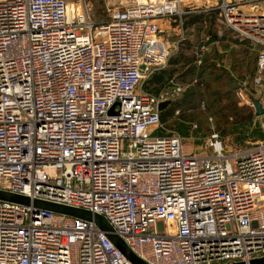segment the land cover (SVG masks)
<instances>
[{"label":"built area","instance_id":"1","mask_svg":"<svg viewBox=\"0 0 264 264\" xmlns=\"http://www.w3.org/2000/svg\"><path fill=\"white\" fill-rule=\"evenodd\" d=\"M261 2L218 5L225 25L261 48L257 88L264 9L244 8ZM181 4L135 0L96 24L83 0H0V192L32 203L0 200V264H133L94 221L34 201L104 217L147 264L264 258V138L229 154L213 133L190 152L159 111L184 87L143 88L185 39L181 27L171 45L158 24L182 20ZM249 94L246 83L236 89L242 106L253 107Z\"/></svg>","mask_w":264,"mask_h":264},{"label":"trees","instance_id":"2","mask_svg":"<svg viewBox=\"0 0 264 264\" xmlns=\"http://www.w3.org/2000/svg\"><path fill=\"white\" fill-rule=\"evenodd\" d=\"M187 12L182 17L186 39L181 43L179 51L171 56L167 67L156 71L148 78L144 84L145 90L152 94L165 88L171 90L174 85L170 81L176 82L175 77L190 79L193 82L197 80L192 88L178 95V97L181 96L178 101L175 100L176 97L171 100L161 112V121L168 128L176 130L184 138L189 139L194 133H199V131H194L196 124H201L202 120L206 122L211 118L214 119L215 129L221 136H231L236 145L244 149L249 148V145L264 138V132L258 124L254 110L238 102L235 88L239 84L238 80H242L239 78H243V75L252 78L251 84L245 82L248 89L250 90L253 86L258 53L254 67L253 54L250 53L254 50V45L250 41L240 37L226 25L236 38L231 39L227 34L221 35L222 33L217 28V20L221 21L220 12L217 9ZM174 25H178V22ZM193 31L199 34L204 33V36L195 37L198 41L200 40L199 48L203 45L208 48L200 53L203 60L200 66L193 52L196 46L193 43ZM225 43L228 45H224ZM233 45L240 49L232 55V64L227 65L225 58L232 52L230 54L227 52L228 54L225 55L221 52V48L228 50ZM209 47L212 50H209ZM235 74L238 78L234 76ZM242 85L244 82L238 86ZM201 104H205L204 110H200ZM184 106L189 108L186 111L182 110ZM179 108L182 110L181 114L176 116L175 113Z\"/></svg>","mask_w":264,"mask_h":264},{"label":"rangeland","instance_id":"3","mask_svg":"<svg viewBox=\"0 0 264 264\" xmlns=\"http://www.w3.org/2000/svg\"><path fill=\"white\" fill-rule=\"evenodd\" d=\"M236 1L240 2L241 0H236ZM134 2H135V0H83V3H85V5L88 7V10H89L90 16L92 18V21L94 23H96V24H102V23H105V22L109 21L111 12L114 9L126 8V7H128L130 5H132ZM220 4H222V0H184V2L181 4V7H182L183 11H186V12L187 11H189V12H197V11L202 10V9H204V10L217 9L220 12V14H219L220 17L219 18L221 19V21L217 20V28L222 33V34L221 33L220 34L222 36L224 34H227L228 36H230L231 39L232 38H236V36L225 26V23H224L223 18L221 16V10L218 9V5H220ZM257 4L260 6L261 9H264V2H261V3L249 4L248 6H246L244 8V10L253 11L254 6L257 5ZM170 20L169 19L159 20L158 24L160 25L161 29H163L165 31V33H164L165 40L168 41L172 45V44H174L175 42H177L179 40V38L177 40L178 31L176 33H173L174 32L173 30L167 31L168 30L166 28V26L168 27L167 22H173L172 23L173 26H174V24L176 22H178V25H179L180 29H181V27L183 28V24L181 26L182 20H180L179 18H176V20H172V19H170ZM183 31H184V29H183ZM184 34H185V31H184ZM193 34H194L193 35V39H194L193 43L196 44L193 52L196 54V57H197V55L200 54V52L202 51L200 49L204 48L203 47L204 45L199 48L198 45L200 44L199 43L200 40L198 41L197 37H195V36H199L200 35V37H201V36H204V33L199 34V33L193 31ZM185 39H186V35H185ZM193 39H191V40H193ZM224 45H228V44L225 43ZM222 46H223V44H222ZM253 47H254V50L250 51V53H251V55L253 54L252 58H253L254 61L251 58L250 59L252 60L253 65L255 67L254 62H256L257 53L261 50V48H260V46H256L255 44H254ZM205 48H207V47H205ZM239 49H240V47L237 48L234 45L232 47H230L228 50H226L223 47L221 48V52L223 54H225V55L228 54L227 52H229V54L232 52L230 54V56L227 55V57L225 58V62H226L227 65L232 64V55L234 53H236V51H238ZM207 50H208V48H207ZM209 50H212V48L209 47ZM210 53H211V51H210ZM219 54H220V52H219ZM221 56H223V55H221ZM201 61H203L202 60V56H201ZM197 64H198V62H197ZM234 76L236 78H238V75L235 74ZM239 79H242V80H238L239 84L242 83V82H244V83L247 82V84H251V79L252 78H250V76H248V75H243V78H239ZM147 80L148 79H146V81ZM175 80H176V84L177 85L180 84V85H182L184 87V91L185 90H189L190 88H192L193 85H195L197 83V80H195L193 82L190 79H182V78H177V77H175ZM238 85H237V87H239ZM237 87L235 88V92H236ZM143 88H144V91H146L145 90V85H144ZM250 88L251 89L249 90V92H250L249 96H250V99L252 101H254V102L255 101H260V102L264 101V84L260 88L259 87L257 88V87H254V86H251ZM163 90L161 89L160 92H162ZM166 90H168V89H166ZM160 92L153 93V94H157L158 95V94H160ZM180 98H181V96H179V97L176 96L175 100L178 101ZM238 102H239V100H238ZM203 105L205 107V104H203ZM203 105L201 104V109L199 108L200 110H204L205 109L203 107ZM254 107L255 106L253 105V107H250V108H252L254 110V112H256V109ZM188 108H189L188 106H184L182 110L186 111ZM182 110H180V108L177 109L175 115L179 116L181 114ZM194 131H199V133H194L192 135V137L189 138V139L184 138L183 136L182 137L184 138L186 149L189 150L190 152L195 153V154L202 153L205 150L204 148L206 146V142L211 137V135L213 133H218L220 135V133L217 132L216 129H215V121H214V119H211V118L208 121H206V122L205 121L203 122V120H202L201 124H196L194 126ZM220 137L222 138V140L224 142V145L226 147V150L228 151L229 154H233V153H235L238 150L244 149L242 146L240 147V146L236 145L232 141L231 136L229 137V136H221L220 135ZM254 144L255 143H253V145ZM251 146L252 145H249V148Z\"/></svg>","mask_w":264,"mask_h":264},{"label":"water","instance_id":"4","mask_svg":"<svg viewBox=\"0 0 264 264\" xmlns=\"http://www.w3.org/2000/svg\"><path fill=\"white\" fill-rule=\"evenodd\" d=\"M143 70L146 69L145 66L142 67ZM170 104V101L168 102H163L159 106V111H163L168 105ZM255 116L259 117L264 114V108L261 104L260 101H255ZM0 200L2 201H7V202H12V203H17V204H22L26 206L32 205L31 201L29 198L19 196V195H13L9 193H4L0 192ZM33 206L37 209H43L47 211H52L54 213L58 214H63L67 215L70 217L86 220V221H94L96 225L102 230L105 231L108 235V237L111 239V241L115 244V246L122 252V254L126 257L127 260L132 262L133 264H147L143 260H141L139 257H137L128 247L127 245L123 242V240L115 235L113 233V229L108 223V221L99 215H93L92 213L88 211H83V210H77V209H72L69 207L61 206V205H56L53 203H47V202H40V201H34ZM256 225V223H255ZM236 264H246L244 262L236 263ZM249 264H264V258L262 259H256L252 260Z\"/></svg>","mask_w":264,"mask_h":264},{"label":"crops","instance_id":"5","mask_svg":"<svg viewBox=\"0 0 264 264\" xmlns=\"http://www.w3.org/2000/svg\"><path fill=\"white\" fill-rule=\"evenodd\" d=\"M182 1L184 2V0H182ZM172 23L173 22H167V25H168V27L166 26V28L168 29L167 31L173 30L174 31L173 33H176L178 31V34H177V40H178L179 35L181 33V29H180L179 25H174L173 26Z\"/></svg>","mask_w":264,"mask_h":264},{"label":"bare ground","instance_id":"6","mask_svg":"<svg viewBox=\"0 0 264 264\" xmlns=\"http://www.w3.org/2000/svg\"><path fill=\"white\" fill-rule=\"evenodd\" d=\"M144 1H146V0H144ZM148 1V0H147ZM152 1H155V0H152ZM182 1V0H181Z\"/></svg>","mask_w":264,"mask_h":264}]
</instances>
